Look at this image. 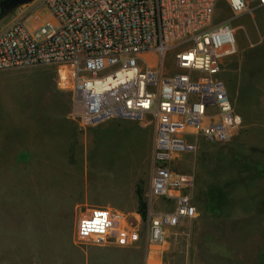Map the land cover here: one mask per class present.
Listing matches in <instances>:
<instances>
[{
    "label": "built area",
    "instance_id": "1",
    "mask_svg": "<svg viewBox=\"0 0 264 264\" xmlns=\"http://www.w3.org/2000/svg\"><path fill=\"white\" fill-rule=\"evenodd\" d=\"M220 0H39L50 17L28 27L19 19L0 34V71L56 68V87L70 97L69 117L86 131L112 120L153 126L154 169L145 226L91 207L76 223L73 242L128 247L142 235L163 245L171 229L198 217L193 178L176 172L197 139L229 142L246 117L236 112L219 77L223 60L236 54L235 31L211 25ZM233 15L264 7V0H225ZM38 9V8H36Z\"/></svg>",
    "mask_w": 264,
    "mask_h": 264
},
{
    "label": "rangeland",
    "instance_id": "2",
    "mask_svg": "<svg viewBox=\"0 0 264 264\" xmlns=\"http://www.w3.org/2000/svg\"><path fill=\"white\" fill-rule=\"evenodd\" d=\"M39 3L33 0L5 16L0 34L19 19H25L28 27L37 25L35 10L39 21L48 19V9L38 7ZM221 22L233 27L236 38L245 36L252 44L264 37V7L233 15L225 0H220L211 25ZM252 84L247 86L251 95ZM71 110L69 95L56 87L55 67L0 71V264H17L29 229L55 226L44 211L40 215L34 208L35 202L42 203L44 193L64 197L67 211L62 205L56 217L66 220L71 216L69 206L84 193L90 202L104 192L117 195V181L126 172L151 212L168 210L163 201L149 199L154 127L112 120L83 131L69 117ZM244 117L245 125L247 119L254 121ZM258 162L264 166V153L254 140L242 145L235 138L226 143L198 138L195 151L173 165L176 172L193 178L191 195L198 217L171 229L167 243L188 245L200 264H264V167L252 174ZM80 178L87 179V191ZM212 187L223 196L216 216L208 214L205 205ZM176 255L172 248L170 256Z\"/></svg>",
    "mask_w": 264,
    "mask_h": 264
},
{
    "label": "crops",
    "instance_id": "3",
    "mask_svg": "<svg viewBox=\"0 0 264 264\" xmlns=\"http://www.w3.org/2000/svg\"><path fill=\"white\" fill-rule=\"evenodd\" d=\"M236 49V54L223 60L219 77L234 101L236 112L243 116L249 115L254 121L247 119L248 124H244L245 126L238 130L233 138L242 145L254 140L259 151L264 153V37L252 44L249 38L239 36L236 38ZM251 82L254 85L252 95L248 93L247 88ZM117 122L130 125V121L117 120ZM262 167L264 166L258 162L257 168ZM80 179H83V190L87 191V188H84L87 179ZM54 193H42V203L35 202L34 208L40 212V215L44 211L46 219H51L55 226L44 228L34 226L29 229V234L20 245L17 264H200L190 255L188 245L177 247L175 244L169 245L167 241L160 246L150 245L144 235L137 243L128 247L109 244L90 245L83 249L75 246L73 236L76 223L91 207L119 211L127 217L131 226L142 225L132 178L126 172H123L117 181V195L104 192L97 201L90 202V198L84 193L82 197L71 203L67 212L71 216L66 220L56 217L63 206L64 211L66 210V205L63 204L64 197ZM145 202L148 209L149 202ZM164 207L170 208L166 203ZM77 209L80 211L79 214ZM53 212L56 214L53 215ZM172 248H176L175 257L170 256Z\"/></svg>",
    "mask_w": 264,
    "mask_h": 264
},
{
    "label": "trees",
    "instance_id": "4",
    "mask_svg": "<svg viewBox=\"0 0 264 264\" xmlns=\"http://www.w3.org/2000/svg\"><path fill=\"white\" fill-rule=\"evenodd\" d=\"M3 18L4 17H0V21ZM256 172L260 173V169L254 168V170L252 171V174H256ZM136 196H137V202H138V213L141 216L142 220L144 221L146 220V216H147V204L143 198V194L140 188L136 189ZM206 197L207 198L205 201V205H206L207 213L212 216L214 215L216 216L219 210L221 209L220 207L223 204V196L219 192L218 188L212 187L210 191L207 192Z\"/></svg>",
    "mask_w": 264,
    "mask_h": 264
},
{
    "label": "water",
    "instance_id": "5",
    "mask_svg": "<svg viewBox=\"0 0 264 264\" xmlns=\"http://www.w3.org/2000/svg\"><path fill=\"white\" fill-rule=\"evenodd\" d=\"M33 0H0V17H5L15 9L28 5Z\"/></svg>",
    "mask_w": 264,
    "mask_h": 264
},
{
    "label": "snow or ice",
    "instance_id": "6",
    "mask_svg": "<svg viewBox=\"0 0 264 264\" xmlns=\"http://www.w3.org/2000/svg\"><path fill=\"white\" fill-rule=\"evenodd\" d=\"M236 2L238 3V2H239V0H236Z\"/></svg>",
    "mask_w": 264,
    "mask_h": 264
}]
</instances>
